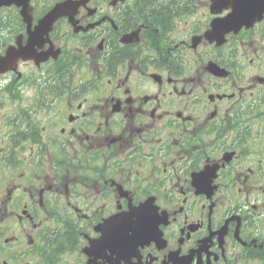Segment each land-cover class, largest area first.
I'll return each instance as SVG.
<instances>
[{
	"label": "flooded vegetation",
	"instance_id": "1",
	"mask_svg": "<svg viewBox=\"0 0 264 264\" xmlns=\"http://www.w3.org/2000/svg\"><path fill=\"white\" fill-rule=\"evenodd\" d=\"M212 5L92 0L12 54L0 264H264V20L219 47ZM2 29L0 57L28 46Z\"/></svg>",
	"mask_w": 264,
	"mask_h": 264
},
{
	"label": "water",
	"instance_id": "2",
	"mask_svg": "<svg viewBox=\"0 0 264 264\" xmlns=\"http://www.w3.org/2000/svg\"><path fill=\"white\" fill-rule=\"evenodd\" d=\"M14 1H16L17 2V4H21L22 2H25V1H27V0H14ZM54 20V18L51 20V22Z\"/></svg>",
	"mask_w": 264,
	"mask_h": 264
},
{
	"label": "rangeland",
	"instance_id": "3",
	"mask_svg": "<svg viewBox=\"0 0 264 264\" xmlns=\"http://www.w3.org/2000/svg\"><path fill=\"white\" fill-rule=\"evenodd\" d=\"M43 4L47 5L46 3H43Z\"/></svg>",
	"mask_w": 264,
	"mask_h": 264
}]
</instances>
